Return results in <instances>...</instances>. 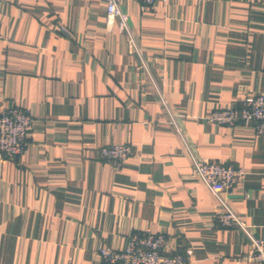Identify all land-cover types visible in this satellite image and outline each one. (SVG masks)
Masks as SVG:
<instances>
[{
  "label": "crops",
  "instance_id": "0c3cea01",
  "mask_svg": "<svg viewBox=\"0 0 264 264\" xmlns=\"http://www.w3.org/2000/svg\"><path fill=\"white\" fill-rule=\"evenodd\" d=\"M122 9L137 50L106 0H0V111L34 116L27 153L0 159V264H104L100 245L144 232L190 248L189 264H259L217 215L229 207L264 238V135L208 116L264 94V0ZM115 143L133 148L121 168L98 155ZM192 153L245 168L224 202Z\"/></svg>",
  "mask_w": 264,
  "mask_h": 264
},
{
  "label": "built area",
  "instance_id": "2783aa9c",
  "mask_svg": "<svg viewBox=\"0 0 264 264\" xmlns=\"http://www.w3.org/2000/svg\"><path fill=\"white\" fill-rule=\"evenodd\" d=\"M106 1L108 24L111 26L116 22L120 32H128L131 37V50H137L128 25V14L122 9L124 0ZM138 1L141 3V9L146 10L153 7L158 0ZM54 29L64 35L70 34L61 24L55 25ZM3 37L0 24V38ZM208 121L227 126L249 124L258 134L264 135V94L247 96L236 108L215 109L209 114ZM33 126L34 116L25 107L14 105L0 111V159L12 160L26 154ZM178 130L180 131L179 127ZM132 152L133 148L130 144L115 143L100 147L98 155L116 168H121ZM191 156L193 174L198 176L223 202L222 196L232 190L246 175L245 168L235 163H221L193 153ZM217 220L222 226L239 227L244 230L251 240L249 258L264 264V238L254 236L251 226L238 213L228 207L217 215ZM98 253L104 264H189L192 250L187 248L170 251L165 234L144 232L133 234L123 249L103 244L99 246Z\"/></svg>",
  "mask_w": 264,
  "mask_h": 264
}]
</instances>
